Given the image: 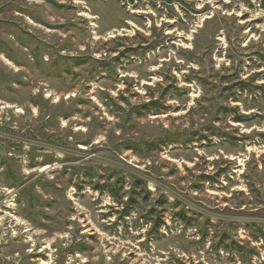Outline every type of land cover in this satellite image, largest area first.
Masks as SVG:
<instances>
[{
	"label": "rangeland",
	"instance_id": "374dc122",
	"mask_svg": "<svg viewBox=\"0 0 264 264\" xmlns=\"http://www.w3.org/2000/svg\"><path fill=\"white\" fill-rule=\"evenodd\" d=\"M240 82L264 86V0H0V264H264ZM118 174L151 193L128 217L89 184Z\"/></svg>",
	"mask_w": 264,
	"mask_h": 264
},
{
	"label": "trees",
	"instance_id": "16d2710c",
	"mask_svg": "<svg viewBox=\"0 0 264 264\" xmlns=\"http://www.w3.org/2000/svg\"><path fill=\"white\" fill-rule=\"evenodd\" d=\"M254 80V79H252ZM254 82V81H252ZM253 83L251 82H240L237 87L240 89V91L244 92V91H248V89L250 88H254L255 90H260L262 92L261 94V99L263 101V106H264V86H255L252 87ZM156 106L154 103H147L146 105L143 106V108L147 111L150 110L151 107ZM157 109V107H156ZM244 117L243 116H238L235 118V120H242ZM228 135L225 134L224 138H228ZM152 147L151 144H142L140 146H138L137 150L143 151L145 148L146 149H150ZM85 179H89L90 178V174L85 173ZM109 177L108 181H103L98 182V183H94L93 181H91L90 186H92V188L101 193V194H108L115 202H117V204H119L122 208L123 211L122 214L124 215V217H128L130 216V212L132 209L136 208L139 204V202H144L147 203L150 199H151V193L149 192L148 188H147V184L139 179V178H135L133 180V182L131 183V186L129 188L128 191H124L125 189V177L121 174H118V178H116L112 183H109V181L111 180ZM93 180V178H92ZM168 205V201L167 199H165L163 196H161V199H158L157 201H155L153 203L152 206H154L151 211H149L148 213V219L152 222V218L154 216V213L156 212L155 208H160L165 210V208ZM171 207L173 208V210L178 208V203L171 205ZM174 216L180 220H182L185 224H188V222L190 221V218H188L183 212H177L174 214ZM160 219H156L155 224L153 226H155V228L153 229V231H157L160 229V227L164 226V223L159 222ZM153 231H151V233H153ZM235 244V243H234ZM237 249H241V247L239 246H235Z\"/></svg>",
	"mask_w": 264,
	"mask_h": 264
}]
</instances>
